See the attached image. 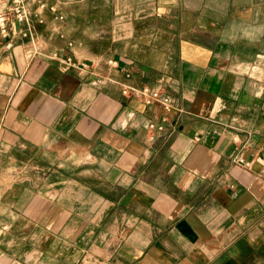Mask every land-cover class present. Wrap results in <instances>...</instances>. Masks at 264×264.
Returning a JSON list of instances; mask_svg holds the SVG:
<instances>
[{"label": "crops", "instance_id": "crops-1", "mask_svg": "<svg viewBox=\"0 0 264 264\" xmlns=\"http://www.w3.org/2000/svg\"><path fill=\"white\" fill-rule=\"evenodd\" d=\"M27 3L0 36V264H264V43L220 38L264 0Z\"/></svg>", "mask_w": 264, "mask_h": 264}, {"label": "built area", "instance_id": "built-area-1", "mask_svg": "<svg viewBox=\"0 0 264 264\" xmlns=\"http://www.w3.org/2000/svg\"><path fill=\"white\" fill-rule=\"evenodd\" d=\"M39 9L44 8L43 3H39ZM30 17V6L27 0H0V36L3 38L8 37V35L13 31V25L16 24H26ZM114 62L109 61V64ZM135 92L134 89H123L122 93L124 95H131ZM139 95L145 104L151 105L155 102L162 104L165 108L170 105V100L167 96L161 94L160 91L152 90L149 87H143L139 92L134 93ZM150 129L154 128V124L150 123L148 125ZM238 162L243 163L241 159ZM248 164L245 163V166Z\"/></svg>", "mask_w": 264, "mask_h": 264}, {"label": "clouds", "instance_id": "clouds-1", "mask_svg": "<svg viewBox=\"0 0 264 264\" xmlns=\"http://www.w3.org/2000/svg\"><path fill=\"white\" fill-rule=\"evenodd\" d=\"M264 13H261L262 15ZM223 42L233 44L246 42L249 45L264 43V20H234L227 23L220 33Z\"/></svg>", "mask_w": 264, "mask_h": 264}]
</instances>
